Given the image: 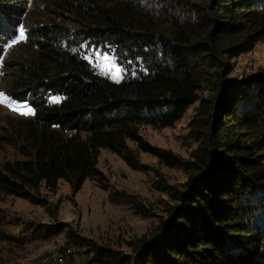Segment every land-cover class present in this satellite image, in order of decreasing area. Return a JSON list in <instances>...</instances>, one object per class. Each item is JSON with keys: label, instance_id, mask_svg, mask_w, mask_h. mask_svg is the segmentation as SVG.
<instances>
[{"label": "trees", "instance_id": "obj_1", "mask_svg": "<svg viewBox=\"0 0 264 264\" xmlns=\"http://www.w3.org/2000/svg\"><path fill=\"white\" fill-rule=\"evenodd\" d=\"M50 2L56 10L49 12L83 27L75 38L115 49L123 64L128 60L143 69L120 82L98 77L72 51L78 43L67 42L69 30L27 25L31 53L10 66L7 93L32 108L33 116L2 129L0 143L25 160L0 170V194L43 205L36 194L42 187L57 192L60 181L70 185L73 197L87 180L102 186L101 150L142 169L129 141L168 166H181L171 153L146 142L139 129L173 127L200 102L208 133L194 162L186 163L194 173L187 190L160 184L174 202L167 218L138 240L132 256L95 248L91 261L264 264V93L252 97L251 82H227L221 68L228 66H220L225 56L247 52L264 37V0H161V7L143 0ZM22 17L18 2L0 0V44L16 35ZM212 79L218 96L201 102L200 92ZM8 239L0 230V242Z\"/></svg>", "mask_w": 264, "mask_h": 264}, {"label": "rangeland", "instance_id": "obj_2", "mask_svg": "<svg viewBox=\"0 0 264 264\" xmlns=\"http://www.w3.org/2000/svg\"><path fill=\"white\" fill-rule=\"evenodd\" d=\"M23 9V17L16 29L0 44V136L2 129L16 120L31 119L33 110L26 103H19L8 96L11 87L10 66L24 62L31 50L27 47V25L55 24L69 30L72 51L79 53L92 67L98 77L120 82L130 72L142 70L120 56L115 49L89 46L76 31L83 27L67 17L54 15L50 0H14ZM161 7V0H143ZM178 16V13H176ZM70 20V21H69ZM20 26L24 27L25 39L12 43L19 35ZM86 42V43H85ZM110 57L105 61L104 57ZM115 65V67H112ZM221 71L227 82L243 85L251 82L249 93L256 97L264 93V37L249 51L240 55L225 56L221 60ZM120 68L122 78L114 79L115 69ZM219 71V70H218ZM206 82L200 92L201 102H210L218 96V89ZM32 110V114H22ZM246 109V108H245ZM239 111L238 114L245 110ZM203 104L200 102L188 108L183 118L173 127L156 128L142 126L139 133L152 147L171 153L182 161L178 167L168 166L150 153L140 151L137 145L128 142L138 166L130 167L126 161L109 150H101L98 169L103 174L101 186L95 180H87L75 197L70 185L60 181L57 192L42 187L36 194L43 205L0 194V230L9 237L0 242V264H44L42 261L58 254L64 263H92L95 248H105L118 255L132 256L138 240L149 237L165 220L168 208L174 205L168 193L159 190L166 184L178 192H185L190 177L194 175L186 163L194 162V156L202 142V134L208 133L202 124ZM25 158L11 146L0 143V170L8 163ZM136 201L147 212H139ZM52 264V263H51ZM112 264V263H105Z\"/></svg>", "mask_w": 264, "mask_h": 264}, {"label": "snow or ice", "instance_id": "obj_3", "mask_svg": "<svg viewBox=\"0 0 264 264\" xmlns=\"http://www.w3.org/2000/svg\"><path fill=\"white\" fill-rule=\"evenodd\" d=\"M25 38H26V37H25V30H24V27H23V26H20V28H19V35H18V37H17L16 40H13V41H12V43L15 44L18 40H24ZM104 60H105V61H109V60H110V57L105 56V57H104ZM112 67H115V65H112ZM113 78H114V79H117V80H119L120 78H122V71H121L120 68H116V69H115V73H114V75H113ZM2 102H3V100H0V103H2ZM22 114H25V115L32 114V110H31V109H28L27 112H24V113H22Z\"/></svg>", "mask_w": 264, "mask_h": 264}, {"label": "bare ground", "instance_id": "obj_4", "mask_svg": "<svg viewBox=\"0 0 264 264\" xmlns=\"http://www.w3.org/2000/svg\"><path fill=\"white\" fill-rule=\"evenodd\" d=\"M57 255V257H56ZM44 264H60V263H64V260L58 256V254H53L47 258H45L43 261H42ZM56 262V263H55Z\"/></svg>", "mask_w": 264, "mask_h": 264}, {"label": "built area", "instance_id": "obj_5", "mask_svg": "<svg viewBox=\"0 0 264 264\" xmlns=\"http://www.w3.org/2000/svg\"><path fill=\"white\" fill-rule=\"evenodd\" d=\"M56 257H57V255H56ZM56 263V262H55Z\"/></svg>", "mask_w": 264, "mask_h": 264}]
</instances>
